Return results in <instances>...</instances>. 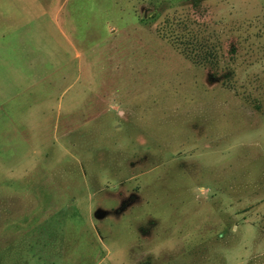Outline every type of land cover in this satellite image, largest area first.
Here are the masks:
<instances>
[{
  "label": "rangeland",
  "instance_id": "obj_1",
  "mask_svg": "<svg viewBox=\"0 0 264 264\" xmlns=\"http://www.w3.org/2000/svg\"><path fill=\"white\" fill-rule=\"evenodd\" d=\"M147 1L0 0V264H264V0Z\"/></svg>",
  "mask_w": 264,
  "mask_h": 264
},
{
  "label": "trees",
  "instance_id": "obj_2",
  "mask_svg": "<svg viewBox=\"0 0 264 264\" xmlns=\"http://www.w3.org/2000/svg\"><path fill=\"white\" fill-rule=\"evenodd\" d=\"M147 2L149 18L158 23L157 31L162 38L196 63L218 65L224 42L215 37L211 31L212 22L206 18L213 2L210 0ZM228 72L233 73L230 68Z\"/></svg>",
  "mask_w": 264,
  "mask_h": 264
}]
</instances>
